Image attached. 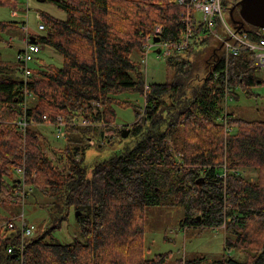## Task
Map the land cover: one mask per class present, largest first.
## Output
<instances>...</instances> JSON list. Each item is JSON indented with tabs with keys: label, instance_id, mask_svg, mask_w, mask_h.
I'll return each mask as SVG.
<instances>
[{
	"label": "trees",
	"instance_id": "16d2710c",
	"mask_svg": "<svg viewBox=\"0 0 264 264\" xmlns=\"http://www.w3.org/2000/svg\"><path fill=\"white\" fill-rule=\"evenodd\" d=\"M176 1L46 0L66 18L43 13L46 29L37 43L54 49L63 62L33 69L27 88L34 99L26 109L18 63L0 59V207L15 216L0 213V264H264V120L239 117L225 102L228 86L235 100L257 99L254 90L264 91V79L253 52L226 59L222 42L209 43L207 32L195 27L190 48L166 58L173 79L147 90L135 59L158 25L164 42L180 40L184 8ZM18 5L0 0V7ZM234 17L241 20L238 11ZM0 24L4 42V28L15 23ZM244 32L258 41V28L247 24L239 34ZM120 94L144 97V109L112 97ZM116 107L135 110L130 135L123 138L122 127L119 138L101 149L107 157L87 163L96 130L73 126V120L83 116L92 125L117 129ZM45 116L69 124L58 160L49 155L57 150L35 130ZM22 119L29 122L26 128ZM224 169L225 179L218 177ZM24 185L23 216L16 217ZM29 196L47 213V226L36 236L25 217ZM176 206L184 211L183 228H221L225 252L242 259L174 260L171 251L147 257V210ZM72 216L73 241L63 243L56 233ZM10 219L18 221L14 229L4 226ZM23 219L34 227L28 237L20 228Z\"/></svg>",
	"mask_w": 264,
	"mask_h": 264
},
{
	"label": "rangeland",
	"instance_id": "374dc122",
	"mask_svg": "<svg viewBox=\"0 0 264 264\" xmlns=\"http://www.w3.org/2000/svg\"><path fill=\"white\" fill-rule=\"evenodd\" d=\"M19 5L15 9L8 7H0V22H13V27L7 26L4 28L1 37L4 39V42H0V59L8 62L9 64L17 63V56L19 51L24 47L21 41L27 37L28 33L31 38H37V36H42L44 32L38 30V24L42 22V14H49L57 19L64 20L66 14L46 0H16ZM227 2V5L224 2ZM239 0H223V7L225 10V19L228 23L229 29L236 33L237 27L232 25L229 20L226 12H229ZM238 11V7L235 9V12ZM234 12V14H235ZM36 13L39 15L40 19H36ZM224 15H218V18L223 19ZM28 24V32L23 28ZM2 24H0L1 26ZM218 31L219 36L208 32L206 35L209 37V43L217 44V42H222L228 38L226 37V28L222 21H218ZM246 27V26H245ZM260 28H258L259 31ZM25 30V31H24ZM243 30V29H242ZM226 31V32H225ZM229 31V30H228ZM230 32V31H229ZM246 33V32H244ZM163 34V33H162ZM243 34V33H242ZM248 34V33H247ZM160 37L156 36L155 38ZM162 39V37H160ZM9 43V44H8ZM212 47V46H211ZM223 48V47H222ZM219 47V49H222ZM211 48L207 50L206 55H202L200 62H204L208 59V54L210 53ZM50 52L52 54H50ZM37 56V59L40 61H35L32 67L40 66L41 63L44 66L56 65L61 66L63 59L60 54H58L54 49L46 47L44 52L40 53ZM195 59V58H194ZM139 64L141 63V53L137 55L135 59ZM146 85L166 81H171L174 77V71L168 70L166 67V59L157 58L152 52L149 56L148 67L145 72ZM257 75L264 79V72H259ZM146 88V86H145ZM254 92L259 95L257 99H246L244 96H241L239 100L232 98L226 106L228 105L229 110L236 112L237 116L242 117L247 120H264V91L262 89H256ZM113 98H116L119 101H130L135 103L141 108L145 107V99L139 95L131 94H120L118 96L112 95ZM34 99V98H33ZM94 105L100 108V104L94 103ZM117 111V129H106V125L98 124L92 125L95 128L93 132V142L87 144L92 146L90 152L87 156V163H92L94 160H102L107 157L108 152H101L103 146L109 145L110 140H116L119 137L120 129H129L131 130L132 125L136 122L135 110L133 108L122 109L116 107ZM83 116H77L80 118ZM80 127V126H76ZM85 128V127H80ZM35 130L41 134L46 140L50 143L51 148L57 150V153L49 154L50 157L54 160H58L62 156V150L66 144L65 139L61 140L57 138L56 132L53 126L48 124H39L36 126ZM123 134V133H122ZM130 135V133H129ZM123 136V135H122ZM124 138V137H123ZM127 138V137H126ZM169 144L171 150H173V155L179 163L182 162V155L175 152L174 147L170 140ZM254 175V173L252 172ZM16 176H19L17 174ZM255 179V178H254ZM37 196L42 200V195L37 193ZM35 198L29 196L27 200V205L25 206V217L26 221L29 223L35 224L36 230L34 235H38L44 227L47 226V213L42 208L36 206ZM38 205V204H37ZM22 206L18 208V217L22 213ZM0 213L6 215L7 212L0 207ZM9 218H15V216L10 213L7 214ZM184 217L183 208L180 206L176 207H157L150 208L147 210L146 217V234H145V245H146V255L147 257H153L157 254L173 252L174 260L180 258L194 259L198 256L206 255L209 259H222L226 258H235L242 259V256L237 253H226L224 249L225 241V231L224 230H214V229H203L195 227H186L181 226V221ZM72 222L63 226L61 231L56 233V237L63 243H70L72 240V234L75 230V223L72 216ZM73 223V226H72ZM214 230V231H212ZM77 233V230H76ZM173 264H177L173 261Z\"/></svg>",
	"mask_w": 264,
	"mask_h": 264
},
{
	"label": "built area",
	"instance_id": "2783aa9c",
	"mask_svg": "<svg viewBox=\"0 0 264 264\" xmlns=\"http://www.w3.org/2000/svg\"><path fill=\"white\" fill-rule=\"evenodd\" d=\"M223 0H177L176 4L182 6L184 11L181 13V38L177 42H161L156 43L154 41L156 36L162 37L163 27L158 25L155 27L153 33L147 37V41L143 46V53L141 54V72H145L148 67L149 56L154 52L157 58H164L171 55H179L185 53L191 46L194 37L195 27H202L205 32H210L215 36H219L218 21H222L226 28V37L228 38L223 41V55L226 59L233 55H238L243 50H248L254 53L255 66L264 72V29L258 31V41L251 42L248 38L247 33L239 34L238 32H232L228 23L225 19V10L223 7ZM36 13V19H40ZM218 15H224L223 19L218 18ZM39 21V20H38ZM28 32V24L23 27ZM46 29L45 24L40 22L38 24V30L44 32ZM24 30V31H25ZM230 32H229V31ZM21 43L24 45L19 51L17 56V63L19 65V73L22 77L24 86L22 98H24L23 108L26 109L29 100L34 98L31 91L27 88L28 80L33 74V63L37 60V56L43 51L44 46L37 43V39L33 40L28 33L27 37L24 38ZM157 51H160L158 54ZM144 74V73H143ZM145 75V74H144ZM146 89H149V85H146ZM231 93L232 89L228 86L226 89ZM230 93H226L225 102L226 104L232 100ZM43 124H48L54 127L57 138L64 140L66 138V128L69 125L66 123L61 116L57 117L56 122H51L48 117H44ZM29 122L25 121L21 123V127L26 128ZM73 126L90 127L92 123L86 118L80 117L75 118L72 122ZM19 173L23 172L18 170ZM238 173V172H236ZM241 174L245 172L241 171ZM227 170L224 169L222 174L218 175L220 178H226ZM25 185L24 191L17 194L19 197L18 201L22 207H24L27 197H25ZM23 213V212H22ZM21 213V214H22ZM23 216V214H22ZM14 225H18L17 219H10L4 226L8 229H14ZM225 227L223 224L222 228ZM22 234L28 237L33 232L34 227L28 225L24 219L20 224ZM23 248V245H22ZM21 248V249H22ZM16 247L9 248V252L13 253Z\"/></svg>",
	"mask_w": 264,
	"mask_h": 264
},
{
	"label": "water",
	"instance_id": "95a60500",
	"mask_svg": "<svg viewBox=\"0 0 264 264\" xmlns=\"http://www.w3.org/2000/svg\"><path fill=\"white\" fill-rule=\"evenodd\" d=\"M237 7L241 17V20L238 21L235 20L234 17V12ZM229 16L231 21L237 27V31L244 29L247 24L256 28L264 29V0H239L232 8H230ZM33 40H35V38H33ZM154 41L159 43L161 42V38L157 37ZM220 47H223V43ZM157 53L159 54L160 51H157ZM129 133V129H124L122 135L126 138ZM77 215H80V213L78 212ZM13 257L17 256L15 255Z\"/></svg>",
	"mask_w": 264,
	"mask_h": 264
},
{
	"label": "crops",
	"instance_id": "0c3cea01",
	"mask_svg": "<svg viewBox=\"0 0 264 264\" xmlns=\"http://www.w3.org/2000/svg\"><path fill=\"white\" fill-rule=\"evenodd\" d=\"M45 49H46V47L44 46V49H43V51H42V52H44V51H45ZM50 54H52V53L50 52ZM39 57H41V55H40V54H39ZM37 61H40V60H39V59H37V60H36V62H37ZM36 62H34V63H36ZM41 66H44V64H42V63H41ZM214 230H221V229H214ZM214 230H212V231H214Z\"/></svg>",
	"mask_w": 264,
	"mask_h": 264
},
{
	"label": "bare ground",
	"instance_id": "6f19581e",
	"mask_svg": "<svg viewBox=\"0 0 264 264\" xmlns=\"http://www.w3.org/2000/svg\"><path fill=\"white\" fill-rule=\"evenodd\" d=\"M25 121H26V119H22V120L19 122L20 125H21L22 122H25Z\"/></svg>",
	"mask_w": 264,
	"mask_h": 264
}]
</instances>
